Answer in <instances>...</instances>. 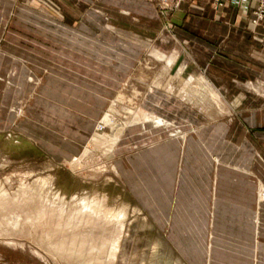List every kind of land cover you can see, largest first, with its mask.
<instances>
[{"label":"crops","instance_id":"1","mask_svg":"<svg viewBox=\"0 0 264 264\" xmlns=\"http://www.w3.org/2000/svg\"><path fill=\"white\" fill-rule=\"evenodd\" d=\"M93 1L68 5L91 10ZM227 2L219 7L213 0H185L171 18L179 30L175 38L155 36L148 28L141 42L124 25L160 26L156 0H101L99 9L110 11L117 5L122 33L115 37L102 31L100 38L115 42L113 48L86 33L83 40L92 49L81 53L83 62L74 50L63 54L69 58L66 66L49 60L44 51H24L18 44L22 36L12 30L13 2L0 0V116L12 113L14 98L28 99V83L38 76L29 99L44 102L57 96L66 107L58 105L54 111L70 116L62 121L91 126L116 91L128 88L143 93V103L152 110L145 112L177 128L175 133L133 131L132 138L117 144L115 158L118 175L138 208L188 264H264V200L259 195L264 187V16L255 13L258 0ZM151 41L156 48L150 55L165 62L166 73L202 78L218 93L216 104L222 106L223 96L231 113H195L190 106L199 101H191L187 91L179 97L181 89L167 76L150 84L155 65L142 60ZM94 42L102 49H94ZM170 51L174 53H165ZM92 73L99 79L93 82ZM78 74H84L83 83H78ZM144 135L154 138L147 143ZM60 136L73 137L72 143L81 137L70 131Z\"/></svg>","mask_w":264,"mask_h":264},{"label":"rangeland","instance_id":"2","mask_svg":"<svg viewBox=\"0 0 264 264\" xmlns=\"http://www.w3.org/2000/svg\"><path fill=\"white\" fill-rule=\"evenodd\" d=\"M70 1L74 3V0H12V30L14 35L22 36L18 44L24 51H44L49 60L68 66L69 58L63 54H73L74 50L78 62H83L81 53L92 49L91 42L83 40L86 33H92L101 42L104 30L115 37L122 33L116 4L114 10L108 11L97 8L101 0H94L91 10L81 6L74 10L69 8ZM184 1L156 0L160 26L139 23L124 26L129 31L135 30L133 33L141 42L148 28L153 29L151 34L155 36L166 33L175 38L179 30L171 18ZM224 6L228 2L219 7ZM103 43L115 46V42L107 39ZM147 44L142 62L148 65L151 61L156 69L148 81L150 84L162 83L167 76L168 82L175 81L181 89L179 97L187 91L191 101H199L190 106L195 113L222 116L231 113L232 107L222 95V106L216 104L218 93L202 78L197 80L191 73H166L169 70L165 69V62L150 55L156 48L153 41ZM93 48L102 49L100 42H94ZM31 69L36 72V67ZM114 74L110 75L115 77ZM82 75H77L78 83L84 82L80 80ZM190 75L192 79L186 84ZM91 76L93 82L99 79V74ZM37 77L32 84L28 83V99L14 98L12 113L0 116V264H188L138 208L116 169L117 144L123 137L132 138L133 132L126 128L140 122L144 110L152 111L143 103V93L134 94L128 88L117 90L104 107L105 113L90 126L62 121L70 116L62 110L54 111L58 105L66 107L57 96L54 99L49 96L44 102L36 97L29 99L35 92ZM195 79L197 83H192ZM191 83L201 86L194 89ZM62 84L66 86L68 82ZM105 115L109 121L103 119ZM113 124L115 128L117 125L116 130ZM69 131L80 132L78 143H72L73 137L60 136ZM153 138L143 136L147 143ZM259 195L264 200V187Z\"/></svg>","mask_w":264,"mask_h":264},{"label":"bare ground","instance_id":"3","mask_svg":"<svg viewBox=\"0 0 264 264\" xmlns=\"http://www.w3.org/2000/svg\"><path fill=\"white\" fill-rule=\"evenodd\" d=\"M153 53V52H152ZM156 56H161L162 54L155 52ZM194 78V77H193ZM190 79H192V76L190 77ZM189 79V80H190ZM200 80V79H199ZM202 80V79H201ZM202 82V81H201ZM209 87V85H208ZM207 88V87H205ZM214 88V87H213ZM212 88V89H213ZM202 95V94H201ZM203 98V97H202ZM203 102V101H202ZM156 114V113H155ZM141 116V121L140 122H136V123H132L129 125L128 128H126L127 130H130L131 132L136 131V132H141L140 130L143 131V134H149L150 130L152 128H157L160 130H166L168 133H175L177 131V128L175 129L174 125L170 122H167L166 120L159 118L156 115H153L151 113L145 112L143 111V114L140 115ZM105 121H109L110 119L107 117V115H105V117L103 118ZM115 124L112 125V127H114ZM151 126V127H150ZM115 128V127H114ZM117 128V125H116ZM115 128V130H116ZM174 128V129H173ZM172 129V130H171ZM125 131V132H126ZM172 131V132H171ZM142 134V132H141Z\"/></svg>","mask_w":264,"mask_h":264},{"label":"built area","instance_id":"4","mask_svg":"<svg viewBox=\"0 0 264 264\" xmlns=\"http://www.w3.org/2000/svg\"><path fill=\"white\" fill-rule=\"evenodd\" d=\"M227 1L228 0H216V4L218 6L224 5ZM255 13L260 19L264 16V0H258V6L256 8Z\"/></svg>","mask_w":264,"mask_h":264}]
</instances>
